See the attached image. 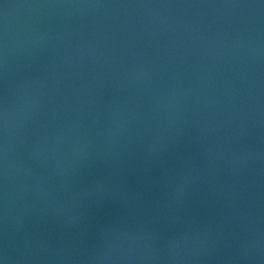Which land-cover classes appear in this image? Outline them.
Returning a JSON list of instances; mask_svg holds the SVG:
<instances>
[{
  "label": "water",
  "instance_id": "water-1",
  "mask_svg": "<svg viewBox=\"0 0 264 264\" xmlns=\"http://www.w3.org/2000/svg\"><path fill=\"white\" fill-rule=\"evenodd\" d=\"M5 264H264V0H0Z\"/></svg>",
  "mask_w": 264,
  "mask_h": 264
},
{
  "label": "clouds",
  "instance_id": "clouds-1",
  "mask_svg": "<svg viewBox=\"0 0 264 264\" xmlns=\"http://www.w3.org/2000/svg\"><path fill=\"white\" fill-rule=\"evenodd\" d=\"M0 264H5V259H0Z\"/></svg>",
  "mask_w": 264,
  "mask_h": 264
}]
</instances>
